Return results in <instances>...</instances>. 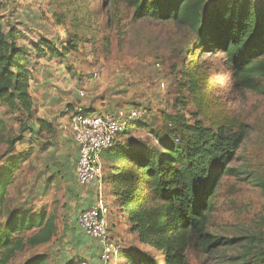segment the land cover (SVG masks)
Masks as SVG:
<instances>
[{
  "label": "rangeland",
  "instance_id": "374dc122",
  "mask_svg": "<svg viewBox=\"0 0 264 264\" xmlns=\"http://www.w3.org/2000/svg\"><path fill=\"white\" fill-rule=\"evenodd\" d=\"M103 3L104 0H0V18L4 30L11 24L20 25L16 20L19 18L36 30L34 38L48 36L64 43L65 31L51 23L52 13L57 9L77 13L83 20L85 39L91 40L81 42V49L70 53L78 62L80 74H91L89 79L101 81L107 91L112 89L119 96L128 97L127 106L147 108L145 117L130 121L128 132L119 135L116 143H143L147 149L154 148L159 145L155 133L171 138L172 129L180 130L181 125L195 121L214 130L222 125L233 130L243 126L246 136L230 162L240 172L222 178L208 231L229 238L258 232L264 235V93L236 86L223 54L195 51L190 29L152 18L132 21L131 10L121 4L112 17L116 19L114 24L108 26L106 17L112 10L104 9ZM58 5L63 6L57 8ZM5 16L9 19H2ZM36 19L44 21L38 27L41 32L37 31ZM34 75H39L36 69ZM19 118L0 105L4 125L0 129V168L11 155L29 152V158L13 172V182L7 188L9 205L53 210L57 231L50 242L18 252L9 264H23L27 258L42 253L47 255L49 264H104L99 241L80 232L74 222H66L65 209L72 215L78 204V200L72 199L77 197L76 181L68 165L70 158L63 159L64 151L52 140L53 133L25 132L24 142L17 143L13 153L6 152L3 139L18 132ZM110 163L101 157L103 171ZM106 180L110 181L107 175ZM106 189L103 184L95 193L105 203L109 235L117 250L132 248L159 254L137 241L125 213L118 210ZM109 201H114L116 207L112 217L108 213ZM241 251L239 244L219 247L210 253L191 248L185 258L187 264H237ZM117 253L109 264H126Z\"/></svg>",
  "mask_w": 264,
  "mask_h": 264
},
{
  "label": "trees",
  "instance_id": "16d2710c",
  "mask_svg": "<svg viewBox=\"0 0 264 264\" xmlns=\"http://www.w3.org/2000/svg\"><path fill=\"white\" fill-rule=\"evenodd\" d=\"M120 4L131 10L132 21L152 18L190 29L195 51L223 54L236 86L264 93V0H104L103 8L112 10L106 17L108 26L114 24L112 17ZM52 24L65 31L64 43L40 36L26 46L18 43L17 26L11 24L4 30L0 18V105L20 116L18 132L3 139L7 153L24 142L25 132H53L51 123L34 116L29 91L32 61L65 57L79 51L81 42H91L85 39L83 20L77 13L57 9ZM132 107L143 106L125 110ZM3 126L0 120V129ZM128 126L129 122L121 134L128 132ZM171 133V138L155 133L159 145L154 148L115 141L101 153L111 161L107 169L110 193L118 210L125 213L130 231L140 244L159 252L151 255L122 248L117 250L118 259L126 264H187L188 249L210 253L239 244L242 251L237 264H264V235L259 232L229 238L208 231L222 178L240 172L230 162L246 136L245 128L222 125L214 130L195 121ZM28 158L29 152L11 155L0 168V264H9L26 248L50 242L57 231L53 210L9 205L7 188L13 172ZM23 264L49 263L42 253Z\"/></svg>",
  "mask_w": 264,
  "mask_h": 264
},
{
  "label": "crops",
  "instance_id": "0c3cea01",
  "mask_svg": "<svg viewBox=\"0 0 264 264\" xmlns=\"http://www.w3.org/2000/svg\"><path fill=\"white\" fill-rule=\"evenodd\" d=\"M4 18L6 20L9 19L8 16L3 17L2 19ZM16 20H18V24H20H15L20 32L18 36L19 44L30 46L32 42H36L39 39V37H33V33L34 35H37L36 30L27 27L22 19L18 18ZM50 21L52 23V18H50ZM36 22L37 31L41 32L38 27L40 24L43 25L44 21L36 19ZM28 34H30L29 37L27 36ZM80 49L81 48H79V50ZM33 61V78L30 81L29 91L31 94L34 116L51 123L52 126L50 129L53 131L52 140L58 142L59 146L62 147V150L64 151L62 154L63 159L66 160L67 156L70 158L68 165L71 166L70 172H72L76 181L75 192L77 196L76 198L75 196H72V199L73 201L78 200V204L74 208V213L72 215L68 214L65 209L64 216L65 218H68L66 222L75 223L77 213L82 209L92 206L97 200V195L95 193L97 187H81L76 180L77 153L71 134L68 130L70 116L73 113L74 106L81 103L90 113L110 112L116 114L128 107L126 103L129 99L124 95L119 96L113 92L112 89L111 91H107V89L102 86L101 81H98L97 79L98 82L96 83V80L89 79L91 74H88V77L85 75L82 76L80 74L81 70L78 68V62L73 59V56H70V53L65 57L50 58L48 56H43ZM54 61L57 65H54ZM40 68L41 71L39 70ZM35 69L36 74L37 72L39 73L38 77H36L37 75H34ZM81 93L83 95H81ZM68 152H70V156ZM107 169L108 164L105 165L104 171L102 168V174H104V177L101 179V183L107 187V194L109 198L113 200L112 195L109 192L110 181L108 182V180H106L107 173H105V171ZM106 181L108 184H106ZM113 202L109 201L107 203L109 217L114 215V208H116L113 205Z\"/></svg>",
  "mask_w": 264,
  "mask_h": 264
},
{
  "label": "built area",
  "instance_id": "2783aa9c",
  "mask_svg": "<svg viewBox=\"0 0 264 264\" xmlns=\"http://www.w3.org/2000/svg\"><path fill=\"white\" fill-rule=\"evenodd\" d=\"M94 76H97L96 72ZM145 111L143 107H132L116 114L90 113L81 103L74 106L68 130L77 153L76 180L78 185L85 188L95 186L101 190L102 151L115 143L124 131L127 122L144 118ZM106 213L102 196L98 195L92 206L77 213L75 224L86 236L99 241L100 259L104 264H109L111 257L116 255L118 247L109 235ZM78 264L85 263L78 262Z\"/></svg>",
  "mask_w": 264,
  "mask_h": 264
}]
</instances>
